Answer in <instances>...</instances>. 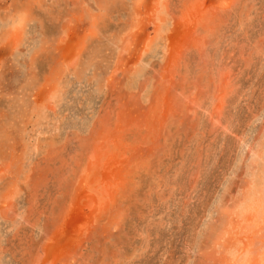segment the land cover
<instances>
[{
  "label": "rangeland",
  "instance_id": "rangeland-1",
  "mask_svg": "<svg viewBox=\"0 0 264 264\" xmlns=\"http://www.w3.org/2000/svg\"><path fill=\"white\" fill-rule=\"evenodd\" d=\"M0 264H264V0H0Z\"/></svg>",
  "mask_w": 264,
  "mask_h": 264
},
{
  "label": "bare ground",
  "instance_id": "bare-ground-1",
  "mask_svg": "<svg viewBox=\"0 0 264 264\" xmlns=\"http://www.w3.org/2000/svg\"><path fill=\"white\" fill-rule=\"evenodd\" d=\"M262 179V178H261Z\"/></svg>",
  "mask_w": 264,
  "mask_h": 264
}]
</instances>
